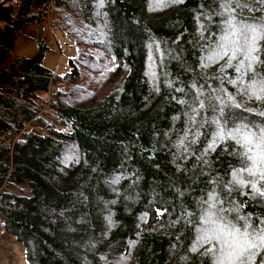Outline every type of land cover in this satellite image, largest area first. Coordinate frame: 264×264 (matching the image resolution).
<instances>
[{
	"label": "trees",
	"instance_id": "16d2710c",
	"mask_svg": "<svg viewBox=\"0 0 264 264\" xmlns=\"http://www.w3.org/2000/svg\"><path fill=\"white\" fill-rule=\"evenodd\" d=\"M6 1L0 223L27 264H218L216 242L200 240L212 204L242 230L238 217L264 227L255 178L233 182L245 149L216 137L220 126L264 130V93L250 87L264 78V32L250 71L236 70L243 57L229 66L215 55L229 16L264 28V0H232L230 12L225 0ZM50 11L73 46L57 73L41 38L31 56L14 50L20 30L43 29ZM106 72L118 86L106 90ZM46 92L50 122L38 116ZM18 185L25 194L11 191Z\"/></svg>",
	"mask_w": 264,
	"mask_h": 264
},
{
	"label": "snow or ice",
	"instance_id": "6c2138e0",
	"mask_svg": "<svg viewBox=\"0 0 264 264\" xmlns=\"http://www.w3.org/2000/svg\"><path fill=\"white\" fill-rule=\"evenodd\" d=\"M231 2L232 0H225L223 4L225 12L232 11L229 8ZM233 21L232 16L225 21L215 55L221 58L227 56L229 66H232L233 60L243 57L236 65V70L250 71L258 61L257 43L262 38L261 33L264 32V28L247 23L236 24ZM245 61H247L246 65ZM257 85H259V91L264 93V78L255 81L250 87L255 89ZM217 123L219 124L218 121ZM216 137L219 140L226 137L235 139L245 149L242 155L248 163L244 168L237 169L233 173V182L239 183L242 187L245 186L246 181L241 178V173L246 172L248 176L255 178L247 182L252 190L264 196V191L257 187V182L264 181V130L252 131L246 125L226 130L225 126H220ZM213 208L215 204L209 205V209L206 210L205 227L201 230L200 240L216 242L218 264H255V257L264 251V227H253L247 218L238 217V220L245 219L242 230L220 214L224 211L223 209L212 211ZM261 224L264 225V221H261ZM208 250L213 251V249ZM261 264H264V260Z\"/></svg>",
	"mask_w": 264,
	"mask_h": 264
},
{
	"label": "rangeland",
	"instance_id": "374dc122",
	"mask_svg": "<svg viewBox=\"0 0 264 264\" xmlns=\"http://www.w3.org/2000/svg\"><path fill=\"white\" fill-rule=\"evenodd\" d=\"M0 3L9 4L6 0H0ZM15 9L12 10L13 15L15 14ZM56 11H50L46 15L45 20L41 23L43 24V29H40L37 24H31L28 27H23L20 33L17 34L14 43L15 53L23 56H31L38 50V41L43 40L45 45L44 50V60L43 63L54 69L57 73L62 69H68L67 58L73 55V46L66 40L62 32L55 31L52 25L53 18L55 17ZM53 32V33H52ZM70 44H69V43ZM93 47L88 46L87 51L91 52ZM65 63V64H64ZM111 67L108 66V73L111 71ZM107 73V72H106ZM105 78L107 84L105 85L106 90L109 87H116L120 83V79H114L110 76ZM108 79V80H107ZM100 80V79H99ZM104 81V82H105ZM55 88L50 86L49 91H53ZM45 99V105L40 109L38 116H43L47 121H53L52 116H47V107L50 102V93L46 92L42 95ZM33 125V122H30ZM15 194H25L26 186L18 185L11 189ZM0 264H27L24 257L22 244L12 235L8 234L4 228L1 227L0 223Z\"/></svg>",
	"mask_w": 264,
	"mask_h": 264
},
{
	"label": "water",
	"instance_id": "95a60500",
	"mask_svg": "<svg viewBox=\"0 0 264 264\" xmlns=\"http://www.w3.org/2000/svg\"><path fill=\"white\" fill-rule=\"evenodd\" d=\"M2 3H0V5H1Z\"/></svg>",
	"mask_w": 264,
	"mask_h": 264
}]
</instances>
